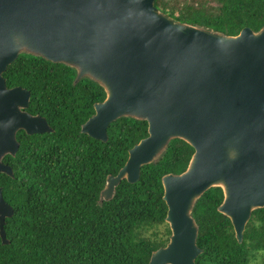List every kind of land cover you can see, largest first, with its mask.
Segmentation results:
<instances>
[{"label": "water", "instance_id": "obj_1", "mask_svg": "<svg viewBox=\"0 0 264 264\" xmlns=\"http://www.w3.org/2000/svg\"><path fill=\"white\" fill-rule=\"evenodd\" d=\"M21 52L64 63L96 81L105 98L80 127L105 142L119 117L147 122V136L128 149L124 165L108 174L99 200L159 158L173 138L193 147L184 171L162 176L167 243L147 264H195L198 225L191 212L209 188L240 243L254 209L264 207V25L225 35L167 17L154 0H0V173L19 148L17 132L53 131L26 109L30 91L7 87L3 73ZM13 208L0 186V238Z\"/></svg>", "mask_w": 264, "mask_h": 264}, {"label": "trees", "instance_id": "obj_2", "mask_svg": "<svg viewBox=\"0 0 264 264\" xmlns=\"http://www.w3.org/2000/svg\"><path fill=\"white\" fill-rule=\"evenodd\" d=\"M154 5L175 21L225 35L264 25V0H154ZM3 76L7 87L30 91L26 110L45 117L53 131L19 130L16 154L3 158L13 176L0 173V186L13 214L4 225L9 242L0 238V264H147L170 235L161 178L184 171L193 147L171 139L157 160L141 166L138 181L123 179L111 199L100 201L106 176L115 175L128 149L147 136V122L119 117L103 142L80 131L94 103L105 98L96 81L85 76L74 83L73 67L27 52ZM222 200L221 188L211 187L195 201L191 214L202 249L195 264H249L258 256L264 262V207L251 212L239 243L230 219L217 209ZM161 225L165 232L156 230Z\"/></svg>", "mask_w": 264, "mask_h": 264}, {"label": "rangeland", "instance_id": "obj_3", "mask_svg": "<svg viewBox=\"0 0 264 264\" xmlns=\"http://www.w3.org/2000/svg\"><path fill=\"white\" fill-rule=\"evenodd\" d=\"M212 5H215L214 3H212ZM166 226L165 225H161L158 228H156V230H158V232H165ZM152 230V229H150ZM151 232H149V235H151ZM169 238V237H168ZM264 262L262 261L261 257L258 256L255 260L251 261L249 264H263Z\"/></svg>", "mask_w": 264, "mask_h": 264}]
</instances>
